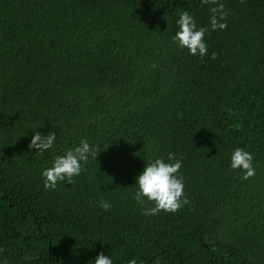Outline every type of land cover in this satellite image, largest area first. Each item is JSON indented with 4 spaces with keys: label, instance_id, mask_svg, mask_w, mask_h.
Masks as SVG:
<instances>
[{
    "label": "trees",
    "instance_id": "trees-1",
    "mask_svg": "<svg viewBox=\"0 0 264 264\" xmlns=\"http://www.w3.org/2000/svg\"><path fill=\"white\" fill-rule=\"evenodd\" d=\"M221 2L227 28L200 57L173 44L175 21L208 27L213 0H0V264H264V0ZM37 131L57 137L42 154ZM81 139L97 158L45 190ZM168 153L189 204L145 216L135 177Z\"/></svg>",
    "mask_w": 264,
    "mask_h": 264
},
{
    "label": "clouds",
    "instance_id": "clouds-1",
    "mask_svg": "<svg viewBox=\"0 0 264 264\" xmlns=\"http://www.w3.org/2000/svg\"><path fill=\"white\" fill-rule=\"evenodd\" d=\"M210 0H201L202 5H208ZM214 6L210 7L208 27L198 26L196 17L185 10L178 14L175 23L177 31L172 42L181 49H187L189 55L203 57L208 53L205 40L209 31H223L227 28L228 11L221 0H213ZM214 55V54H213ZM156 67L155 64L152 65ZM56 134L49 132L46 136L37 131L29 144L30 149L36 153L51 149L56 141ZM100 151L96 145L90 144L87 139H81L74 148H69L63 154L55 155L51 166L42 170L41 176L45 190H55L59 183H71L74 177L80 176L85 171V164L89 159H96ZM183 166L182 158L168 153L166 158L157 157L146 160L142 172L135 177L136 190L134 199L145 216H155L161 212L175 213L183 206L189 204L185 195V182L180 169ZM230 169L239 171L242 180L255 176L253 153L237 147L230 156ZM151 204V207H146ZM98 208L108 211L111 203L105 200L98 202ZM94 264H114L110 255L103 252L94 259ZM128 264H137L135 259Z\"/></svg>",
    "mask_w": 264,
    "mask_h": 264
}]
</instances>
